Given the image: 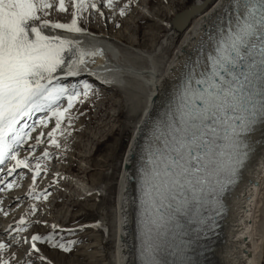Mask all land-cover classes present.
I'll list each match as a JSON object with an SVG mask.
<instances>
[{
	"label": "snow or ice",
	"instance_id": "1",
	"mask_svg": "<svg viewBox=\"0 0 264 264\" xmlns=\"http://www.w3.org/2000/svg\"><path fill=\"white\" fill-rule=\"evenodd\" d=\"M102 3L112 8L115 0ZM53 7L50 0H0V165L14 161L7 176L17 169L32 170L29 158H49L47 150L39 158L33 156L43 142L42 131L34 137L35 144L27 145L23 159L18 152L33 132L52 119L55 126L47 133L48 144L59 147L57 133L68 131L62 122L67 120L70 128L69 110L92 89L87 81L66 80L79 77L85 58L97 55L98 50H82L73 41L45 35L43 29L81 32L79 16L89 9L99 11L96 0H72L70 23L51 22L47 17ZM56 7L60 12L67 10L64 0ZM127 7L120 9L121 15ZM225 7L227 25L217 26L209 38L203 68L199 62L194 65L163 129L154 130L156 144L150 145L141 171L139 264H196L186 246L170 243L169 237L178 235L181 218L192 215L193 209L220 205L255 146H264V0H229ZM37 114L39 118L34 119ZM34 169L28 195L47 199L35 191L40 163ZM0 185H4L0 191L12 189L15 181L0 180ZM36 211L32 204L28 214ZM26 223L21 216L15 227L5 230L13 242L26 230ZM55 236V231L32 235L29 255L39 252L37 241L71 250L75 241L60 242ZM8 247L0 240V264H11V258L2 255Z\"/></svg>",
	"mask_w": 264,
	"mask_h": 264
},
{
	"label": "rangeland",
	"instance_id": "2",
	"mask_svg": "<svg viewBox=\"0 0 264 264\" xmlns=\"http://www.w3.org/2000/svg\"><path fill=\"white\" fill-rule=\"evenodd\" d=\"M50 2L54 7L49 10L47 18L54 19V22L70 23L73 12L72 0H64L67 9L64 12H60L56 7L59 0H50ZM194 2L199 3V0H115L114 7L107 8L103 6L102 0H96L99 11L89 9L81 13L78 20L93 31L109 34L121 45L153 49L172 26H176L174 21L179 18V14L192 6ZM213 2L214 0H202V3L206 4L203 8L210 6ZM126 4L128 7L124 15H121L120 9ZM151 21L160 28L156 29ZM66 32L70 33L67 30ZM175 38L179 40V35L177 34ZM165 63L166 61L161 64V67ZM79 81H87L92 85V89L86 97L81 95L73 108L69 110L72 116L70 128L67 120L62 122V127L68 128V131L63 135L57 133L59 147L48 144L47 133L55 126V120L52 119L47 126L33 132V138L22 145L18 152V157L23 159L27 155V145L35 144L34 137L41 131L44 133L43 142L36 147L33 156L39 158L47 150L49 158H29V164L33 168L29 170L34 171L35 164L40 163L41 174L36 177L35 191L44 193L47 199L41 195L40 199L36 200L34 196L28 195L30 188H27V185L33 184L28 168L17 169L11 176L18 181L19 190L24 193L17 202L19 203L17 208L26 211L22 216L27 223L26 230L20 233L16 240L18 245L13 248L9 246L2 253L4 259H10V251L15 250L14 257H22V264H29V261L31 264H112L114 262V239L108 237L107 231L103 228L109 229L115 218L114 205L120 163L143 104L140 102L137 106L139 109H133L134 104H129V100L125 99L118 87H110L111 89L107 90L99 82L86 77L67 79L66 83ZM80 91L83 92V89L81 88ZM167 93H171V90ZM167 99L166 102L169 101ZM79 100L83 102L80 103ZM38 118L39 114L34 117V119ZM12 165L9 161L0 168L12 167ZM259 197L261 202L255 218L257 235H255L254 248L256 257L260 255L257 264H264V251L262 252L264 182ZM32 204L36 205L37 211L29 215ZM30 221L31 225H29ZM220 222L221 218L213 232L210 247L219 237L216 231L220 228ZM53 231H55L56 240L60 242L75 241L71 250L65 252L58 246L53 247L47 242L37 241L36 244L43 247L45 255H48L51 261L39 252H32L29 255L32 241L28 233L47 236ZM202 245L206 247L207 255L205 256H208L210 248L208 249L205 244ZM40 256L45 259L40 260ZM205 258L203 257V263L206 264Z\"/></svg>",
	"mask_w": 264,
	"mask_h": 264
},
{
	"label": "bare ground",
	"instance_id": "3",
	"mask_svg": "<svg viewBox=\"0 0 264 264\" xmlns=\"http://www.w3.org/2000/svg\"><path fill=\"white\" fill-rule=\"evenodd\" d=\"M228 3L229 0H214L210 6L203 8L206 4L202 3V0H199V3L194 2L192 6L179 14V18L174 21L176 26H172L153 49L121 45L109 34L93 31L80 20L77 22L78 25L91 33L85 31L67 33L62 29H43L45 35L73 41L82 50H98L97 55L85 58L86 63L81 66V75L70 77L68 80L86 77L99 82L107 90L110 87H118L125 99L129 100V104H134L133 109L138 108L140 102L143 104L120 163L114 205L115 218L109 229L103 228L107 231V236L114 239V262L112 264L135 263L134 172L140 161V151L147 142L151 145L156 144L153 136L154 130L163 129L168 113L175 107L178 92L192 72L194 65L199 62L200 69L203 68L211 44L209 38L215 35L217 26L227 25L229 10L225 6ZM49 20L54 22V19ZM151 22L156 29L160 28L154 21ZM177 34L179 40L175 38ZM164 61L166 63L161 67ZM168 90H171V93H167ZM167 96H169L168 99ZM166 99L169 101L166 102ZM22 156L24 157L23 154ZM13 163L10 161V165ZM7 168L9 167L0 168V180L15 181V186L12 189L5 188L4 191H0V209H3L0 211V216H2L0 240L13 248L18 245V242H13V239L6 234L5 226L9 221L20 219L26 211L17 208L19 204L17 202L24 193L19 190L18 181L7 176ZM236 180L237 183L230 185L220 198V211L217 212L218 217L214 220L209 238L213 237V232L218 227L217 223L221 218L220 228L216 231L219 237L211 244L209 255L205 258L206 264H257L260 258V255L258 257L255 255L254 245L255 235H257L255 218L260 209L259 194L264 182V146L259 144L255 146ZM0 188H4V185H0ZM4 212L8 214L5 216ZM40 220L44 221V219ZM31 224L30 221L29 225ZM11 226L15 227L14 224ZM28 234L31 238L36 233L29 232ZM37 248L41 255L50 260L38 243ZM14 251L11 250L9 254L12 264L18 262L22 264V257H12L15 254ZM194 261L196 264H205L203 257H197Z\"/></svg>",
	"mask_w": 264,
	"mask_h": 264
},
{
	"label": "water",
	"instance_id": "4",
	"mask_svg": "<svg viewBox=\"0 0 264 264\" xmlns=\"http://www.w3.org/2000/svg\"><path fill=\"white\" fill-rule=\"evenodd\" d=\"M154 125V124H153ZM152 131V130H151ZM150 143L147 142L140 151V161L137 164V167L134 172V194H135V210L133 214V224H134V240H135V247H134V264H139V244H140V232H139V220H140V212H141V207H140V196H141V171L147 164V159H148V151L150 147ZM169 242L170 243H175L177 245L178 242H176L175 237H169ZM189 248V249H188ZM187 250V255L189 258L193 259L190 254L191 248L189 246H186ZM166 258L168 260L172 259L171 255H167Z\"/></svg>",
	"mask_w": 264,
	"mask_h": 264
}]
</instances>
